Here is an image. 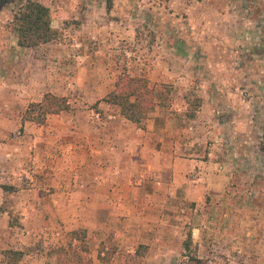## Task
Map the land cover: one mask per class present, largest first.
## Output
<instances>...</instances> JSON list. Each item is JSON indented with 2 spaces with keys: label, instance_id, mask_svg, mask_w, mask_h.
I'll use <instances>...</instances> for the list:
<instances>
[{
  "label": "rangeland",
  "instance_id": "374dc122",
  "mask_svg": "<svg viewBox=\"0 0 264 264\" xmlns=\"http://www.w3.org/2000/svg\"><path fill=\"white\" fill-rule=\"evenodd\" d=\"M26 1L0 9V264L9 249L18 264H58V249L71 264H264V0H36L54 37L19 46L13 18ZM120 75L154 91L141 123L102 100ZM46 94L67 107L26 113ZM90 164L135 197L89 200L97 210L81 218ZM155 164H237L222 208L239 222L216 219L193 242L221 194L172 197ZM140 214L143 232L115 234Z\"/></svg>",
  "mask_w": 264,
  "mask_h": 264
},
{
  "label": "crops",
  "instance_id": "0c3cea01",
  "mask_svg": "<svg viewBox=\"0 0 264 264\" xmlns=\"http://www.w3.org/2000/svg\"><path fill=\"white\" fill-rule=\"evenodd\" d=\"M160 150L156 151V155H160ZM156 171L159 173L158 169H162V167H168L169 170V184L172 186L171 187V195L172 197L176 198V192L179 190L180 187H182L183 193H184V199H187L189 201H198L202 198L204 193L207 191L209 194L216 195V194H221L220 197L223 196V193L226 191V186L229 181V179L232 176V173L227 170L228 166L237 165V164H155ZM97 165L96 164H90V176L88 178H85L88 180L86 183L90 185V190L89 192L83 191H78L77 194L79 193V206L77 208L78 210V215H80L81 218L86 217L87 214H94L95 210H97V207L94 204L90 205V208H87V202L89 200L92 201H99V199L103 200H109V201H125L126 199L129 198V194L127 193H122V192H117L113 188V183H114V178L113 176H108L106 178H102L101 181H98V177L93 175V169H96ZM196 167L198 168L197 173H192V170L195 171ZM218 167V168H217ZM79 170L81 171L82 164H79ZM206 169H209L206 171ZM191 171V172H190ZM162 173V172H161ZM160 173V174H161ZM160 183H163V181H160ZM165 183V182H164ZM163 183V184H164ZM99 185H104L107 187L106 192H99L98 189L96 191L93 190V186H99ZM109 188H111L112 191H109ZM99 194H102V196H99ZM135 197L134 195H131L130 198ZM129 198V199H130ZM128 199V200H129ZM127 200V201H128ZM159 200H163V197H160ZM218 205L216 204V200L212 199L210 204H205V210L202 211L201 214V222L203 226L200 227H192L191 229V234H192V241L197 243L199 245L204 244L203 240V232L200 231L202 228H207L210 229L211 225L210 223H215V220L217 219V223L222 225L225 222V219L230 217L234 218L235 224L239 222V213L235 212L233 215L228 214L229 212L227 210L223 211L224 207V198L222 197L221 199L218 198ZM216 201V202H215ZM123 213L125 214V208L126 206L123 205ZM90 211V213H88ZM148 216V215H146ZM200 214L196 211L193 212V214L190 216L191 220L198 218ZM223 217V218H222ZM225 217V218H224ZM135 221L138 220L137 224L134 223H127V220H125V223L121 227H115V234L118 237H121L122 239H128L130 236L137 235L138 233L143 232V227L145 225H149L146 222V219H149L148 217H143L141 214L137 215L136 218H132ZM150 219H155V222L153 224L158 225V229L160 227H165L167 226V230L173 231L172 224L168 226L167 222L163 223L162 217L157 216L156 217H150ZM221 219V221H219ZM156 220H159L160 223L156 222ZM213 220V221H212ZM83 221V220H82ZM142 222V224H140ZM234 224V225H235ZM165 225V226H164ZM91 233V232H90Z\"/></svg>",
  "mask_w": 264,
  "mask_h": 264
},
{
  "label": "trees",
  "instance_id": "16d2710c",
  "mask_svg": "<svg viewBox=\"0 0 264 264\" xmlns=\"http://www.w3.org/2000/svg\"><path fill=\"white\" fill-rule=\"evenodd\" d=\"M111 2L112 0H106L107 8L111 6ZM13 21L18 34L17 44L19 46H34L54 37V31L50 26L49 8L36 0H27L23 7L14 14ZM153 97V89L148 87L143 78L120 75L115 89L106 94L102 100L118 105L120 114L127 120L141 123L149 106L153 104ZM34 107L42 110L40 119H43L46 113L65 109L67 105L63 98L46 94L42 102L31 103L26 113L29 114ZM259 148L264 152V136ZM57 251L60 257L58 264H71L66 254L62 252L63 249ZM21 256L22 252L19 250H5L4 264H18Z\"/></svg>",
  "mask_w": 264,
  "mask_h": 264
},
{
  "label": "flooded vegetation",
  "instance_id": "af4514ba",
  "mask_svg": "<svg viewBox=\"0 0 264 264\" xmlns=\"http://www.w3.org/2000/svg\"><path fill=\"white\" fill-rule=\"evenodd\" d=\"M13 0H0V9H4L12 3Z\"/></svg>",
  "mask_w": 264,
  "mask_h": 264
}]
</instances>
